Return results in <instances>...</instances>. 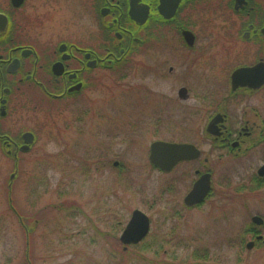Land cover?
I'll list each match as a JSON object with an SVG mask.
<instances>
[{"label": "rangeland", "instance_id": "1", "mask_svg": "<svg viewBox=\"0 0 264 264\" xmlns=\"http://www.w3.org/2000/svg\"><path fill=\"white\" fill-rule=\"evenodd\" d=\"M174 70L158 74L127 66L107 71L86 100L62 113L44 105L13 111L11 133L27 128L37 141L16 160L0 151L5 264H264V242L247 249L253 236L244 232L251 217L264 219V192L241 188L257 157L233 163L226 183L221 181L224 169L216 170L210 197L190 211L182 201L197 164L180 165L169 174L149 165V145L155 140L193 143L201 150V162L208 157L207 167L214 163L210 141L199 130H179L181 108L203 103L193 96L180 103L176 93L184 69ZM247 103L264 110L257 96ZM240 109L230 111L233 122ZM205 120L185 119L184 127H200ZM135 209L148 216L150 231L138 245L124 246L118 239ZM17 214L33 230L27 238Z\"/></svg>", "mask_w": 264, "mask_h": 264}, {"label": "flooded vegetation", "instance_id": "2", "mask_svg": "<svg viewBox=\"0 0 264 264\" xmlns=\"http://www.w3.org/2000/svg\"><path fill=\"white\" fill-rule=\"evenodd\" d=\"M127 66L158 74L181 66L176 98L186 103L193 96L203 103L197 109L181 108L179 130H199L210 141L212 167H207L208 157L201 162V150L193 143L155 140L192 145L199 155L177 162L169 172L149 163L153 169L169 174L180 165L196 163L187 193L203 174L210 175L212 193L216 170L224 169L221 181L226 183L233 163L257 157L256 168L244 177L247 184L241 188L264 192V110L247 106L254 96L264 104V83H258L264 78V0H0V151L16 160L25 147V134L32 140L25 152L37 141L36 133L27 128L11 133L14 110L44 105L52 113H62L86 100L104 72ZM255 67L233 89V73ZM240 106L238 121L233 122L230 111ZM202 117V126L185 129V119ZM7 187L10 190L9 183ZM211 193L197 206L182 205L193 210ZM17 218L27 238L33 230L22 216ZM261 220L245 229L251 231L254 244L264 242ZM3 244L0 262L5 264L8 250Z\"/></svg>", "mask_w": 264, "mask_h": 264}, {"label": "water", "instance_id": "3", "mask_svg": "<svg viewBox=\"0 0 264 264\" xmlns=\"http://www.w3.org/2000/svg\"><path fill=\"white\" fill-rule=\"evenodd\" d=\"M257 67L252 68L251 70L239 69L232 75L233 89L236 88L235 84L241 83L247 72H253ZM242 80V81H241ZM260 84L264 83V78L261 79ZM258 85H256L257 87ZM30 134H25V147L21 150L26 151V147L32 143V140L27 139L26 137ZM32 137V136H31ZM199 155V151L192 145L189 144H179V143H168L164 141H155L150 145L149 150V162L151 165L158 167L163 172H169L174 165L181 160H189L196 158ZM117 162L114 163L116 165ZM14 177V174L10 176V180ZM211 181L209 174H203L200 178L193 184L191 190L187 193L183 200V205L185 207H194L198 204H201L207 195L210 192ZM252 222L256 225L262 223L261 218L257 216L252 217ZM150 229V220L146 214L140 210H133L131 217L127 222L121 237L120 241L124 245L137 244L139 243L149 232ZM253 242H250L246 245L247 249H251Z\"/></svg>", "mask_w": 264, "mask_h": 264}, {"label": "trees", "instance_id": "4", "mask_svg": "<svg viewBox=\"0 0 264 264\" xmlns=\"http://www.w3.org/2000/svg\"><path fill=\"white\" fill-rule=\"evenodd\" d=\"M245 229H246V228H245ZM245 229H244V232H245V233H247V232H248V233L251 232V231H249V230H245Z\"/></svg>", "mask_w": 264, "mask_h": 264}]
</instances>
